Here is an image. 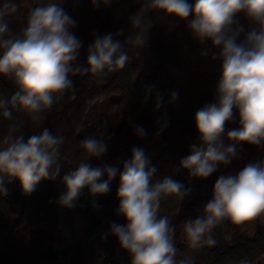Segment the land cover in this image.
Listing matches in <instances>:
<instances>
[{"label": "trees", "instance_id": "obj_1", "mask_svg": "<svg viewBox=\"0 0 264 264\" xmlns=\"http://www.w3.org/2000/svg\"><path fill=\"white\" fill-rule=\"evenodd\" d=\"M3 2L0 0V4ZM15 2L19 10L6 20L10 31L19 35L29 11L49 0ZM59 2L75 21L70 31L82 41L76 62L81 66H86L87 48L97 36H115L124 29L118 37L123 42L131 32L130 16L141 7V0H111L98 7L91 0ZM187 2L192 4L194 0ZM148 18L153 26L147 46L138 55L129 49L132 59L123 69L103 77H72L74 98L69 90L38 122L19 108L12 109L11 119L0 115V140L10 128L15 129L14 135H23L25 139L43 128L64 138L58 161L61 167L55 179H42L30 194L20 187L17 205L11 202L8 192L6 196L0 195V264H131V256L111 233V225L127 223L117 214V190L120 174L125 162L132 158L134 147L143 149L148 167L156 169L152 183L170 176L189 190L182 200L169 197L162 201L159 212L175 226L177 259L188 257L193 264H240L242 260L247 264H264V214L238 227L227 221L216 227L212 235L217 243L212 247L194 250L188 246L183 222L202 214L213 198L219 176H235L246 165L264 160V146L237 144L231 162L218 165L207 178L193 177L181 167L180 161L190 155V145L199 143L196 111L216 102L215 87L222 63L218 58L220 49L213 48L210 41H196L187 20L156 12H150ZM237 19L246 29L253 26L243 13ZM149 85L154 86L151 93H147ZM17 90L12 79L0 76V96L10 98ZM173 91L178 98L170 102ZM157 93L164 99L159 110ZM136 126H142L147 135L138 137ZM238 127L239 113L234 110L222 137L225 146L232 143L226 138L227 131ZM88 136L106 140L108 150L99 158L83 162L102 170L108 166L116 168V176L111 179L107 194L93 196L85 187L72 208L63 207L58 203L66 191L63 177L82 162L84 154L79 142ZM104 180H108L107 172L101 176ZM5 182L10 181L6 178Z\"/></svg>", "mask_w": 264, "mask_h": 264}, {"label": "clouds", "instance_id": "obj_2", "mask_svg": "<svg viewBox=\"0 0 264 264\" xmlns=\"http://www.w3.org/2000/svg\"><path fill=\"white\" fill-rule=\"evenodd\" d=\"M93 6L108 5L111 0H91ZM19 10L15 0L0 4V76L14 81L18 90L10 97L0 96V115L12 118V109L19 108L30 115L33 122L53 104L75 89L72 77L93 75L103 77L108 72L123 69L132 59L129 49L138 55L147 46L148 33L153 21L150 12L166 17L187 20L193 38L201 44L211 42L219 48L220 76L215 87L216 102L206 104L195 113L199 143L190 145V155L180 161L193 177L207 178L218 165H227L236 154V145L247 143L264 146V0H141V7L130 16L131 32L122 42L107 34L97 36L87 48L86 66L77 62L80 41L71 28L75 21L60 6L59 0L33 7L26 26L14 35L6 17ZM243 13L253 25L246 29L237 19ZM189 17H191L189 19ZM214 59L217 57H213ZM154 86L149 85L147 93ZM146 94L145 99L147 100ZM178 93L170 94V102ZM156 110L163 104V96L156 94ZM239 113V127L228 130L226 138L232 142L225 146L226 126ZM163 131V128L161 129ZM15 129L0 140V195H7L5 179L19 180L23 191L30 194L42 179H55L60 171L62 136L48 128L27 139L14 135ZM135 134L147 135L142 126ZM84 157L71 172L65 174L66 191L58 203L67 208L74 206L81 191L87 187L93 196L110 191V181L117 169L92 168L83 162L99 158L108 150L107 141L95 136L79 142ZM143 149L134 147L132 158L124 164L117 190V214L126 225L113 223L111 233L121 248L131 256V264H193L188 257L177 259L175 226L167 216L159 215L162 201L169 197L182 200L189 190L170 176L151 182L154 167H148ZM107 172L108 180L101 181ZM264 214V160L246 165L237 175H221L215 182L213 198L195 219L183 222V233L191 249L214 246L217 241L213 230L229 222L241 226ZM240 264H247L240 261Z\"/></svg>", "mask_w": 264, "mask_h": 264}, {"label": "rangeland", "instance_id": "obj_3", "mask_svg": "<svg viewBox=\"0 0 264 264\" xmlns=\"http://www.w3.org/2000/svg\"><path fill=\"white\" fill-rule=\"evenodd\" d=\"M5 187L7 188V192L9 193L11 202L17 205V203L19 202V193L21 187L19 180L5 182Z\"/></svg>", "mask_w": 264, "mask_h": 264}]
</instances>
